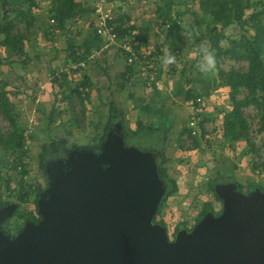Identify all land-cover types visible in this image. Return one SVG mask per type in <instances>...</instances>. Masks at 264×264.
Wrapping results in <instances>:
<instances>
[{
	"label": "rangeland",
	"instance_id": "rangeland-1",
	"mask_svg": "<svg viewBox=\"0 0 264 264\" xmlns=\"http://www.w3.org/2000/svg\"><path fill=\"white\" fill-rule=\"evenodd\" d=\"M11 1L12 6L19 3L25 10L29 9L26 8L28 1L24 4L19 0ZM90 2L92 0H83L88 6ZM249 2L250 7L245 9L241 22H233L223 29L222 46H229L231 39L251 35V25L256 19L264 22L263 14L251 16L264 10V0ZM167 5L172 13L177 8L189 12L180 23L178 43L181 45L177 51L160 45L163 35L159 22ZM105 7L116 24L132 26L135 33H140L136 32L138 26L149 27L148 39L141 43L140 57L137 55V61L133 62L131 73L125 71L129 64L127 56L114 45L93 47L80 59L81 41L95 28L97 11L94 12L93 7L80 12V19L69 24L70 29L75 26L73 30L66 28L62 32L53 28L50 21L43 23L44 15L49 16V8L47 3L39 2L36 10L29 11L35 14L29 30L20 16L13 23L11 33L22 35L23 51L17 53L0 43V90L6 92L12 114L24 135L21 149L10 151L0 145L1 200L18 205L16 198L22 187L28 197L19 204V212H30L34 216L38 198L35 190L40 193L47 185L44 164L65 158L71 150L98 151L104 127H107L106 132L114 129L113 123L117 124L113 132L121 134L124 140V137L129 138L134 147H138L136 145H140L150 131L157 130L151 135L155 138L151 142L156 143L159 152L157 168L165 184L164 196L171 184L168 181L167 186L161 167L166 169L167 180H173L176 185V190L164 200L163 196L157 207L156 220L164 223L168 236L175 228L195 224L205 205H210L206 212L216 215L218 211V214L222 207L216 188L220 185L230 183L241 194L255 188L264 192V168L260 166L264 161V136L258 131L259 112L251 105L242 108L251 143L223 136V117L230 110L231 102L229 87L223 85L219 73L230 69L243 71L247 62L211 51L215 57L214 68L208 73L197 70L200 48L208 46L207 37L200 41L194 38L195 34H206L207 30V19L202 20V14L200 25L194 24L196 19L191 12L199 11L197 3L192 0H107ZM189 22L194 26L190 27ZM40 25L51 33L43 32L42 27L38 29ZM111 54L118 60L115 59L116 63ZM166 54L174 57L173 63H163ZM262 57L264 60V53ZM84 76L89 83L79 87V92L73 91ZM187 92L193 94L189 99ZM245 94L241 89L237 96ZM196 96H200L199 113L193 116L190 102ZM111 103L116 113L112 121H108ZM166 107L169 109L164 110ZM10 129V124L0 114V133L5 134ZM189 129L194 134H190ZM50 144L54 148L50 149ZM22 221L23 217L16 214L2 225L12 234Z\"/></svg>",
	"mask_w": 264,
	"mask_h": 264
},
{
	"label": "water",
	"instance_id": "water-1",
	"mask_svg": "<svg viewBox=\"0 0 264 264\" xmlns=\"http://www.w3.org/2000/svg\"><path fill=\"white\" fill-rule=\"evenodd\" d=\"M114 130L98 151L71 150L44 164L37 222L6 234L2 223L17 205L0 208V264H264L262 190L241 194L230 183L218 186L221 211L206 212L169 240L153 222L165 194L156 157L125 146Z\"/></svg>",
	"mask_w": 264,
	"mask_h": 264
},
{
	"label": "trees",
	"instance_id": "trees-1",
	"mask_svg": "<svg viewBox=\"0 0 264 264\" xmlns=\"http://www.w3.org/2000/svg\"><path fill=\"white\" fill-rule=\"evenodd\" d=\"M28 1L27 9L25 10L20 4L15 6L11 0H0V43L3 45L9 46L13 51L21 53L23 51L22 46L20 45L22 35H13L11 33L13 23L18 19V16L22 17L25 21L26 30L30 29L31 21L33 17L29 12L32 6L37 5V1H47L48 3V18L52 19L50 24L53 28H56L58 31L64 32L66 25L71 23L72 20L77 18L80 12H86L91 10L90 6H86L84 3L78 0H21V3ZM197 3L198 12H191L195 17V23L197 26L200 25V18L202 14V20H206L207 30L206 34H195L194 38L196 41H200L204 37H207L208 49L214 51L216 55H228L229 57L235 60H243L247 62V67L245 70H235L230 69L228 71L221 70L219 75L223 79V85L229 87V99L231 102V108L223 117V136L232 139H244L249 144L251 140L248 134V127L245 118L242 115V108L246 106H253L259 112L258 118V131L263 133L264 136V22L262 23L261 19L256 21L251 25L252 34L249 36H240L239 38L231 39L229 46H222L221 42L224 38L223 29L230 25L233 22H241L243 13L245 9L250 7L249 0H192ZM170 8L167 5V9L163 11V16L159 22L160 34L163 35L162 42L160 45H164L171 51H177L180 48V31H181V20L187 10L186 9H175L174 13L169 12ZM264 15V10L256 11L251 14V16L257 17L258 15ZM114 22V29L117 33L118 39H127L129 44L132 46L134 51H140L141 43H146L148 39L149 27H143L140 29V33H135L134 27L132 26H121L119 23ZM199 22V23H198ZM193 23L189 22L188 25L194 26ZM134 31V32H132ZM47 33H51L46 30ZM128 35L129 37L125 36ZM193 35V32L190 34ZM81 60L86 57L92 48L99 49L105 45H114V43L108 41L105 37L100 36L96 33L94 28L93 32H88L84 36V39L81 41ZM115 46V45H114ZM158 51L160 48L158 47ZM72 54L74 52L72 51ZM139 57L140 54L138 53ZM149 59V56H147ZM146 59V60H147ZM144 60V59H143ZM133 63H129L126 66V72L131 73L133 69ZM89 83V80L86 76L82 79L79 85L75 86L73 91L79 92V87H85ZM241 89L246 91V94L238 98V94ZM186 98L189 99L193 96L190 92H187ZM197 97V96H196ZM200 97V96H199ZM8 97L5 91L0 90V114L4 119L8 121L11 126V129L5 134L0 133V145L5 149L10 151H15L21 149L24 142L23 128L17 122L15 116L12 114V108L9 105ZM114 104L111 103L109 110V120L112 121L115 116ZM102 135L99 137V142L103 139L107 127L103 129ZM191 134V129H189ZM130 137V136H129ZM264 141V139H263ZM139 143V142H138ZM54 148L53 144H50V149ZM264 148V143L262 145ZM160 160L158 159V164ZM264 168V161L260 164ZM165 168H160L162 175H165ZM22 172H25L24 170ZM163 175L165 182L171 187L167 188L166 195L167 197L170 193L176 190V185L173 180H167ZM169 181V182H168ZM1 172H0V208L9 203L8 200H1ZM36 191V197H38V191ZM28 197V192L23 191V188L20 187L16 200L18 205L13 212L12 216L19 215L23 217L22 223L17 227L16 231L18 232L23 226L24 222L27 220L35 222L38 219V214L36 212V201H35V214L30 212H19V204L25 202ZM209 205V204H208ZM210 206V205H209ZM208 206V207H209ZM208 207L205 205L204 210L200 212L198 220L203 214L206 213ZM210 209V208H209ZM159 209L156 211L155 216L153 217V222H158L162 225V221L156 220ZM7 221V219H6ZM181 227H186L181 226ZM3 232L10 234L9 229L6 225H2ZM15 231V232H16ZM14 232V233H15Z\"/></svg>",
	"mask_w": 264,
	"mask_h": 264
},
{
	"label": "built area",
	"instance_id": "built-area-1",
	"mask_svg": "<svg viewBox=\"0 0 264 264\" xmlns=\"http://www.w3.org/2000/svg\"><path fill=\"white\" fill-rule=\"evenodd\" d=\"M107 4V0H96L95 10L97 11L96 20L94 22V27L96 33L100 36L105 37L108 41L114 43V45L122 50L127 56L128 63H133L137 61L138 51H134L132 46L129 44L127 39H118L117 33L114 29L113 16L106 9L105 5ZM52 21V20H51ZM105 46V45H104ZM152 83V82H151ZM149 85V82L147 83ZM200 102V97L197 96L191 101L190 105V113L195 116L199 113L198 104ZM191 116V125H193L194 117ZM191 134H194L191 130Z\"/></svg>",
	"mask_w": 264,
	"mask_h": 264
},
{
	"label": "clouds",
	"instance_id": "clouds-1",
	"mask_svg": "<svg viewBox=\"0 0 264 264\" xmlns=\"http://www.w3.org/2000/svg\"><path fill=\"white\" fill-rule=\"evenodd\" d=\"M200 60L197 64V70L201 73H208L215 66V57L213 53L208 49L207 46L202 45L199 51ZM174 62L172 55H165L163 58L164 64H170Z\"/></svg>",
	"mask_w": 264,
	"mask_h": 264
},
{
	"label": "flooded vegetation",
	"instance_id": "flooded-vegetation-1",
	"mask_svg": "<svg viewBox=\"0 0 264 264\" xmlns=\"http://www.w3.org/2000/svg\"><path fill=\"white\" fill-rule=\"evenodd\" d=\"M113 127H114V129H116L117 128V124L116 123H113ZM154 132H151L150 131V134H149V136L146 138V139H143L141 142L142 143H139L140 145H136V146H138L139 148H143V149H146V150H149V151H151L154 155H155V157H156V162L158 161V156H159V152H158V150H157V148H156V143H155V145L153 144L154 142H151L152 141V139H155L153 136H151V135H155V134H153ZM125 138V143H127L128 145H133V144H131V142H130V139L128 138V139H126V137H124ZM142 144V145H141ZM229 182V181H228ZM221 207H222V201H221ZM221 209V208H220ZM220 211V210H219ZM218 212V211H217ZM217 212H215V214H217ZM38 217H39V215H38ZM40 219V217L38 218V219H36V221L35 222H37L38 220ZM194 225V224H193ZM193 225L191 226V227H183V228H185V229H187V231H189L192 227H193ZM178 229H181V228H178ZM178 229H176L175 228V230L172 232V235H170L169 234V236H168V239L169 240H173L174 239V236H175V233H176V231L178 230ZM167 232V231H166ZM17 233V231L15 232V233H12V235H14V234H16Z\"/></svg>",
	"mask_w": 264,
	"mask_h": 264
},
{
	"label": "crops",
	"instance_id": "crops-1",
	"mask_svg": "<svg viewBox=\"0 0 264 264\" xmlns=\"http://www.w3.org/2000/svg\"><path fill=\"white\" fill-rule=\"evenodd\" d=\"M19 1L21 2V0H19ZM78 1H80V2L83 3V0H78ZM39 2H40V1H37V2H36L37 5L32 6L31 9L36 10V9H37V6L39 5ZM40 3H47V1H41ZM95 3H96V0H92V2L89 3V6H90V7H91V6L93 7V8H92V7H91V8L94 9V12L96 11V10H95ZM18 4H19V3H18ZM47 4H48V3H47ZM84 4H85V3H84ZM85 5L88 6L87 4H85ZM35 7H36V8H35ZM91 13H92V12H91ZM45 14H46V12H45ZM47 14H48V13H47ZM32 15L34 16L35 14L33 13ZM96 16H97V13H96ZM34 17H35V16H34ZM93 17H94V19H95V14H94ZM93 17L91 18V20L93 19ZM44 18H45V20H44L43 23H45V24H47L48 21L51 22V20H52V19H49L48 17L46 18L45 15H44ZM78 19H80V18H79V17L75 18L74 20H72L71 23H74L75 21H78ZM48 23H49V22H48ZM75 23H76V22H75ZM36 24H38V23L36 22ZM69 24H70V23H69ZM69 24L66 25V28L68 29V31L73 30V28H74L75 26H74L72 29H70V28H71V25L69 26ZM41 25H42V24H41ZM41 25H40V26H37V28L40 29V28L42 27ZM72 25H73V24H72ZM126 26H127V25H126ZM128 26H129V25H128ZM42 29H43V32H46V28H45V26L42 27ZM55 29H56V28H55ZM136 29H137L136 32H140V29H141V28L138 26ZM56 30H57V29H56ZM57 31H58V30H57ZM44 34H45V33H44ZM85 35H87V34H85ZM85 35H84V36H85ZM119 50H120V49H119ZM120 51H122V50H120ZM111 58H112V60H113V63H116V61H118V60L114 57V55H112V54H111ZM115 59H116V61H115ZM168 109H169V107H166L164 110H168ZM175 112H177V111H175ZM163 114H165V113L163 112ZM151 132H154V133H155V132H157V130H153V131H151Z\"/></svg>",
	"mask_w": 264,
	"mask_h": 264
}]
</instances>
